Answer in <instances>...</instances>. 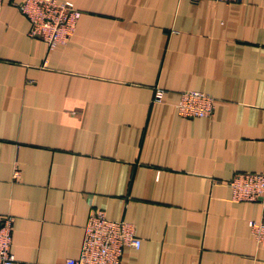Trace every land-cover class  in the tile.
<instances>
[{
    "label": "crops",
    "instance_id": "1",
    "mask_svg": "<svg viewBox=\"0 0 264 264\" xmlns=\"http://www.w3.org/2000/svg\"><path fill=\"white\" fill-rule=\"evenodd\" d=\"M22 1L0 12V214L17 264L78 258L94 211L134 225L121 264H264L250 228L264 207L227 184L264 172V0H57L80 16L51 49ZM184 91L211 95L212 115L181 117Z\"/></svg>",
    "mask_w": 264,
    "mask_h": 264
},
{
    "label": "built area",
    "instance_id": "2",
    "mask_svg": "<svg viewBox=\"0 0 264 264\" xmlns=\"http://www.w3.org/2000/svg\"><path fill=\"white\" fill-rule=\"evenodd\" d=\"M235 2L238 0H189ZM19 11L29 23V35L42 39L48 47L67 43L74 35L80 12L68 1L23 0ZM2 0H0V12ZM164 92L156 89L154 102L161 101ZM215 99L199 91H184L180 94L177 111L183 118L211 116ZM15 179L19 171L14 170ZM231 199L234 202H260L264 207V172L250 174L237 173L228 182ZM252 234L257 243L264 245V222H250ZM13 217L0 214V264H17L12 252ZM141 245L133 224L113 221L103 211L90 214L84 227V238L78 258L67 259L64 264H121L123 250L127 247L138 249Z\"/></svg>",
    "mask_w": 264,
    "mask_h": 264
}]
</instances>
